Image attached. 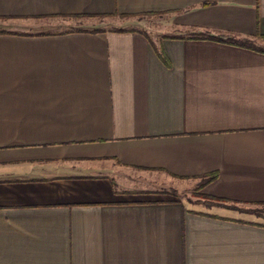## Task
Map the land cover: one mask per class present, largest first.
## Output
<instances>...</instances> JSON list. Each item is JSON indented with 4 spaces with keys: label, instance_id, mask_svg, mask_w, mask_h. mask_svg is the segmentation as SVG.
<instances>
[{
    "label": "crops",
    "instance_id": "1",
    "mask_svg": "<svg viewBox=\"0 0 264 264\" xmlns=\"http://www.w3.org/2000/svg\"><path fill=\"white\" fill-rule=\"evenodd\" d=\"M0 30V264H264V221L169 194L264 202V0H0Z\"/></svg>",
    "mask_w": 264,
    "mask_h": 264
},
{
    "label": "rangeland",
    "instance_id": "2",
    "mask_svg": "<svg viewBox=\"0 0 264 264\" xmlns=\"http://www.w3.org/2000/svg\"><path fill=\"white\" fill-rule=\"evenodd\" d=\"M163 17L162 13H150V14H142L137 16H120V15H108V16H78V17H51L46 19H41L40 27L43 30L50 29L55 30L56 32L65 31V30H72V29H93L99 28L102 30H116V29H131L134 23L137 21H145L148 26H152L155 23H158L161 18ZM157 24H155L156 26ZM203 179L194 182H180L177 187L171 188L169 194L174 197L183 198L185 201H198L206 203V205H227L234 208H251V209H260L263 205L257 204H237L232 202H224L225 204H220L216 202L214 199L211 198H203L201 193V185ZM238 210V209H237ZM240 213V212H239ZM234 214L239 215L237 212L234 211ZM241 217H249L250 219H254L257 221H264L263 218L256 216L254 213H240Z\"/></svg>",
    "mask_w": 264,
    "mask_h": 264
},
{
    "label": "trees",
    "instance_id": "3",
    "mask_svg": "<svg viewBox=\"0 0 264 264\" xmlns=\"http://www.w3.org/2000/svg\"><path fill=\"white\" fill-rule=\"evenodd\" d=\"M120 16H125V15H120ZM78 17V16H76ZM91 31V32H97V31H103L102 29H99V28H93V29H78V31ZM132 29H116L114 31H130ZM67 31V30H65ZM61 32H64V31H61ZM0 33H14V32H9V31H4V30H0ZM54 33V32H52ZM57 33V32H55ZM191 36L190 38H205L203 37L202 35H196V34H192V35H189ZM162 57V55H161ZM216 172H213V173H209L208 175H204L203 177H201L203 179V182H202V185H201V188L211 182L212 180H214L216 178ZM203 198H211V199H214L216 202L218 203H222V204H225L224 202H226L225 199H222V198H219V197H213V196H209V195H202ZM257 205H263V207H261L260 209H251V208H237L239 211L241 212H246V213H254L256 214V216L260 217V218H263L264 219V202H260V203H256ZM225 206H227L225 204ZM230 207V206H228ZM232 208V207H231ZM234 208V207H233ZM236 209V208H234ZM257 225H261V226H264V223H257Z\"/></svg>",
    "mask_w": 264,
    "mask_h": 264
}]
</instances>
